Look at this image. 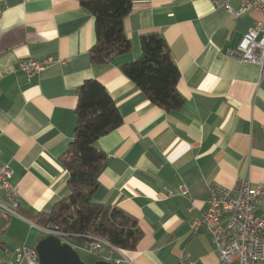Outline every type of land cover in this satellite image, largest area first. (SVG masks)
<instances>
[{"label": "crops", "instance_id": "obj_1", "mask_svg": "<svg viewBox=\"0 0 264 264\" xmlns=\"http://www.w3.org/2000/svg\"><path fill=\"white\" fill-rule=\"evenodd\" d=\"M131 1L124 21L131 52L94 65L95 20L78 0H0V166L13 172L22 213H49L66 198L77 89L95 79L123 124L96 143L106 158L93 201L132 215L144 234L135 251L113 259L177 264L185 252L197 264H218L211 235L194 236L189 224L206 211L213 185L233 188L243 178L264 188V72L226 55L263 16L234 19L210 0ZM242 3L231 6L239 11ZM149 34L163 36L179 69L177 111L151 104L121 70L141 56L140 39ZM47 59L32 78L19 70L22 61ZM258 214L264 217V202ZM1 218L0 247L15 249H0L2 264H28L16 252L46 235L30 219Z\"/></svg>", "mask_w": 264, "mask_h": 264}, {"label": "trees", "instance_id": "obj_2", "mask_svg": "<svg viewBox=\"0 0 264 264\" xmlns=\"http://www.w3.org/2000/svg\"><path fill=\"white\" fill-rule=\"evenodd\" d=\"M78 1L95 20L96 42L90 50L94 65L109 64L131 52L132 42L124 28L132 11L131 0ZM140 44L141 56L123 65V74L154 106L167 112L181 109L184 99L177 90L180 72L165 39L149 34L141 37ZM77 96L75 137L63 161L69 173V195L49 213H20L40 227L58 226L79 243L91 236L105 239L122 251H135L144 236L138 220L119 207L93 201L106 158L96 143L119 128L123 118L110 93L95 79L86 80L77 89Z\"/></svg>", "mask_w": 264, "mask_h": 264}, {"label": "built area", "instance_id": "obj_3", "mask_svg": "<svg viewBox=\"0 0 264 264\" xmlns=\"http://www.w3.org/2000/svg\"><path fill=\"white\" fill-rule=\"evenodd\" d=\"M210 1L216 8L227 9L234 19L250 11H257L263 16V20L242 38L237 47L227 50L226 55L233 60L256 64L264 72V0H243L239 11L233 10L232 0ZM50 62L52 59L42 62L22 61L19 70L32 78L44 71ZM12 176L13 172L8 165L0 166V193L3 195L0 199V212L6 217L25 219L20 213L17 190L11 184ZM180 192L186 195L188 190L183 187ZM262 202L264 188L253 187L246 179H237L233 188L213 185L209 189L207 209L201 217L190 222V232L194 236L201 233L211 235L219 254L218 264H264V217L258 214ZM34 226L46 236H54L70 245L75 251L94 255L112 264L121 263L113 259V256L122 255V250L105 239L88 236L84 238V243H71L70 240L75 238L58 226ZM16 253L28 264H40L38 253L33 247L24 244ZM2 262L0 254V264ZM177 264L197 263L184 252Z\"/></svg>", "mask_w": 264, "mask_h": 264}, {"label": "water", "instance_id": "obj_4", "mask_svg": "<svg viewBox=\"0 0 264 264\" xmlns=\"http://www.w3.org/2000/svg\"><path fill=\"white\" fill-rule=\"evenodd\" d=\"M6 222V218L0 219V230L5 226ZM0 249L7 251L9 254L15 253V249L10 246H1ZM35 250L38 253L40 264H87L70 245L62 243L60 239L54 236H47L41 239ZM93 264L112 263L99 260Z\"/></svg>", "mask_w": 264, "mask_h": 264}, {"label": "rangeland", "instance_id": "obj_5", "mask_svg": "<svg viewBox=\"0 0 264 264\" xmlns=\"http://www.w3.org/2000/svg\"><path fill=\"white\" fill-rule=\"evenodd\" d=\"M71 243H75V241L73 239L70 240ZM78 254L80 255L81 259L87 263V264H93L95 263V261L97 260V257L94 256V255H89V254H86V253H83L81 251H77ZM0 253L2 255H4L5 253L3 251H0Z\"/></svg>", "mask_w": 264, "mask_h": 264}]
</instances>
